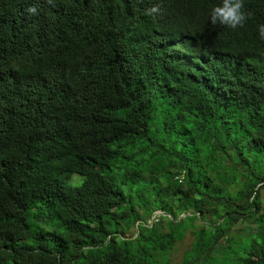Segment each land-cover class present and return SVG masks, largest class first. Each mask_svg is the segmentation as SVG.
I'll list each match as a JSON object with an SVG mask.
<instances>
[{"label":"trees","instance_id":"obj_1","mask_svg":"<svg viewBox=\"0 0 264 264\" xmlns=\"http://www.w3.org/2000/svg\"><path fill=\"white\" fill-rule=\"evenodd\" d=\"M221 3L0 0V264H264V0Z\"/></svg>","mask_w":264,"mask_h":264},{"label":"rangeland","instance_id":"obj_2","mask_svg":"<svg viewBox=\"0 0 264 264\" xmlns=\"http://www.w3.org/2000/svg\"><path fill=\"white\" fill-rule=\"evenodd\" d=\"M83 181V178L77 175H74L68 179V182L70 185H80V183ZM155 215H158L156 213ZM244 228H248L247 225L241 226V227H235L232 230V233L234 235L240 234L242 231H244ZM143 232V231H142ZM189 232V231H187ZM130 234H127L126 236H129ZM142 236L144 233L141 234ZM208 240V236L205 238V242ZM192 242V237L187 234L186 239L183 241H177L174 246L172 247L171 251L167 253L159 254L156 259V262H152L151 264H188L198 258L199 255H201L202 251H205L201 257V261L205 258V256H208L211 254V250L201 248L199 252H194L192 248H190ZM225 242L222 241L219 243L218 246L213 249V252L211 254L212 257L219 258L220 264H224L227 259L229 253L227 251H224ZM221 248L220 253L216 252L217 249Z\"/></svg>","mask_w":264,"mask_h":264},{"label":"clouds","instance_id":"obj_3","mask_svg":"<svg viewBox=\"0 0 264 264\" xmlns=\"http://www.w3.org/2000/svg\"><path fill=\"white\" fill-rule=\"evenodd\" d=\"M243 0H222L219 6H215L209 13L212 24L226 25L235 29L245 20L241 11ZM259 37L264 40V25L259 26Z\"/></svg>","mask_w":264,"mask_h":264}]
</instances>
